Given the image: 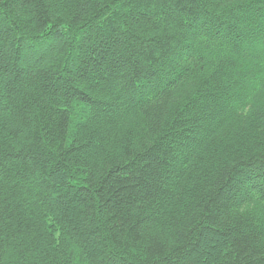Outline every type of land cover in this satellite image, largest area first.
Wrapping results in <instances>:
<instances>
[{
    "label": "trees",
    "instance_id": "16d2710c",
    "mask_svg": "<svg viewBox=\"0 0 264 264\" xmlns=\"http://www.w3.org/2000/svg\"><path fill=\"white\" fill-rule=\"evenodd\" d=\"M0 264H264V0H0Z\"/></svg>",
    "mask_w": 264,
    "mask_h": 264
}]
</instances>
